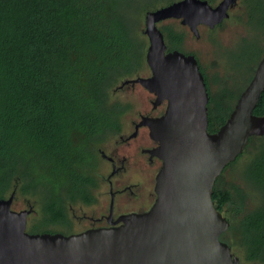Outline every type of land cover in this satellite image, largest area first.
Here are the masks:
<instances>
[{
	"label": "trees",
	"instance_id": "trees-1",
	"mask_svg": "<svg viewBox=\"0 0 264 264\" xmlns=\"http://www.w3.org/2000/svg\"><path fill=\"white\" fill-rule=\"evenodd\" d=\"M154 1L0 0V199L16 188L37 196L49 222L64 220L69 201H93V145L121 132L124 109L110 91L141 65L132 13ZM243 2L250 23L264 28V0ZM163 34L169 51H182V37ZM211 102L213 133L232 111L213 122ZM254 113L264 115V92ZM256 141L246 172L263 201L227 233L246 260L264 264V136L245 151ZM213 200L222 212L226 196Z\"/></svg>",
	"mask_w": 264,
	"mask_h": 264
},
{
	"label": "water",
	"instance_id": "water-1",
	"mask_svg": "<svg viewBox=\"0 0 264 264\" xmlns=\"http://www.w3.org/2000/svg\"><path fill=\"white\" fill-rule=\"evenodd\" d=\"M239 0H178L148 11L146 61L151 76L126 80L167 102L161 118L143 116L159 146L151 151L163 165L156 177V201L145 213L122 216L118 226L81 233H29V210L12 209L13 191L0 199V264H241L222 240L230 221L213 200L217 179L244 153L252 137L264 136V115L255 109L264 92V56L224 124L210 133V96L193 54L169 51L158 23L180 20L196 38L199 28L215 29L230 18Z\"/></svg>",
	"mask_w": 264,
	"mask_h": 264
},
{
	"label": "rangeland",
	"instance_id": "rangeland-1",
	"mask_svg": "<svg viewBox=\"0 0 264 264\" xmlns=\"http://www.w3.org/2000/svg\"><path fill=\"white\" fill-rule=\"evenodd\" d=\"M172 1L178 0H156L149 5L142 2V5L148 7L132 13V20L135 23L134 36L137 43L142 46L141 65L137 71L119 80L110 91L112 102L120 103L124 109L121 115V132L93 145L95 155L86 168V173L94 179L91 186L93 201L91 203L69 201L64 209V220L49 222L39 198L32 194H24L16 188L12 209L18 212L29 210L31 207L34 209L28 217L27 232L77 234L90 226L87 216H99L109 208L110 187L105 178L111 173V164L96 150L101 148L109 154L119 145L120 136H130L134 131V122H138L142 115L153 109L152 102L155 98L141 85L130 84L123 88L120 86L126 80L151 76V69L146 61L150 46L149 38L145 34L146 13L167 6L173 3ZM221 1L214 0L210 4L216 6ZM158 27L173 38L182 37L179 48L182 52L193 54L198 59L206 77L212 98L213 122L219 117L226 119L227 112L234 109L238 97L249 85L264 56V28H256L250 23L247 5L243 0H239L236 7L231 10L230 18L215 29L201 26L199 38H196L188 27L183 26L180 20L162 21L158 23ZM258 146L257 141L251 143L243 155L226 168L215 183L214 193L224 194L227 198L222 213L230 221L231 227L237 226L245 215L254 211L263 201V195L249 180L246 172L255 158ZM156 175L157 172L155 177ZM117 180L126 184H136L134 196L127 193L122 196L123 199L121 196L117 198L116 204L124 211L138 209L142 205H151L149 197L155 192L154 184H151L146 172H141L135 166H129L126 172L114 177V181ZM12 192L10 191L5 198H8ZM231 237L230 232L226 233L223 240L232 245ZM232 252L240 258L241 264H258L246 260L244 250L236 243L232 245Z\"/></svg>",
	"mask_w": 264,
	"mask_h": 264
},
{
	"label": "flooded vegetation",
	"instance_id": "flooded-vegetation-1",
	"mask_svg": "<svg viewBox=\"0 0 264 264\" xmlns=\"http://www.w3.org/2000/svg\"><path fill=\"white\" fill-rule=\"evenodd\" d=\"M200 70L202 72L201 66H200ZM204 78H206L205 75ZM154 98L155 99L152 102L153 109L150 112H148L146 115H142L141 118L143 116H147L150 118L157 119V118H161L166 113L168 103L163 102L162 104L155 107L154 102L156 100V97L154 96ZM141 118L138 122H134L133 133L128 137L121 135L120 136L121 145L119 143V145L113 148L109 154H107L106 151H104L101 148H98L96 150V152L99 153L105 161L111 164V173L105 178L106 182L109 184L110 187L109 189L110 203H109V208L101 215L95 217L94 216L86 217L90 223V226L86 230L118 226L121 223H117V222L122 216L132 213L148 212L155 204L157 198L155 192H152L151 196L149 197L151 200L150 201L151 205H142L138 209L124 211L119 205L116 204L117 198L119 196L122 197L127 193L134 196L136 194L134 191L136 184H126L119 180L115 182L114 177H116L121 173L126 172L129 169V166H135L141 172L147 173V177L150 180L151 184H154V191H155L156 177L163 165L162 161L158 157L153 156L151 154V151L156 149L159 146V144L151 138L149 128L146 126H141L137 128V125L140 123ZM156 172L157 175L155 177ZM123 198L124 197H122V199Z\"/></svg>",
	"mask_w": 264,
	"mask_h": 264
}]
</instances>
